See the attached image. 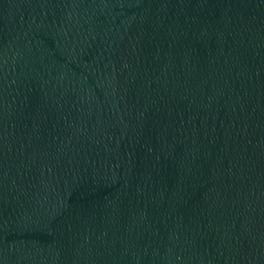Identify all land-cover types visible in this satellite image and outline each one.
Segmentation results:
<instances>
[{"label":"water","instance_id":"obj_1","mask_svg":"<svg viewBox=\"0 0 264 264\" xmlns=\"http://www.w3.org/2000/svg\"><path fill=\"white\" fill-rule=\"evenodd\" d=\"M0 264H264V0H0Z\"/></svg>","mask_w":264,"mask_h":264}]
</instances>
